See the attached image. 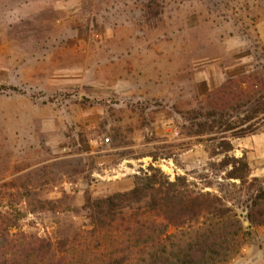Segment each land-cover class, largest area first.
Here are the masks:
<instances>
[{"label": "rangeland", "instance_id": "rangeland-1", "mask_svg": "<svg viewBox=\"0 0 264 264\" xmlns=\"http://www.w3.org/2000/svg\"><path fill=\"white\" fill-rule=\"evenodd\" d=\"M229 80L254 94L229 111L239 123L264 104V0H0V216L14 232L72 237L89 224L86 197L129 191L154 154L172 181L222 197L249 227V184L212 157L221 140L188 135ZM216 132L229 157L246 156ZM257 228L242 250L259 244Z\"/></svg>", "mask_w": 264, "mask_h": 264}, {"label": "trees", "instance_id": "trees-1", "mask_svg": "<svg viewBox=\"0 0 264 264\" xmlns=\"http://www.w3.org/2000/svg\"><path fill=\"white\" fill-rule=\"evenodd\" d=\"M233 83L229 80L207 95L208 113L189 117L188 135L201 144L221 140L212 157L224 155L223 167H231L227 178L249 184V227L222 197L197 189L184 176L172 181L155 167L159 157L148 154L142 158L151 157L153 164L135 176L132 189L86 197L82 209L89 224L72 237L55 241L14 232L11 218L0 216V264H229L247 244L251 229L264 225V181L249 180L246 156L229 157L231 139L216 132L223 129L232 139H243L260 133L258 125L264 123V104L253 107L239 123L230 122L229 111L254 103L251 88L242 90L241 84L238 93ZM255 119L259 121L251 123ZM59 208L53 202L41 206L52 213Z\"/></svg>", "mask_w": 264, "mask_h": 264}, {"label": "crops", "instance_id": "crops-1", "mask_svg": "<svg viewBox=\"0 0 264 264\" xmlns=\"http://www.w3.org/2000/svg\"><path fill=\"white\" fill-rule=\"evenodd\" d=\"M236 151L241 156L246 155L248 163L253 169L254 176H262L264 172V130L256 135L238 140ZM256 231L253 236H256L259 244L251 248H244L240 256L232 264H264V255H262L261 251L264 249V226L257 228Z\"/></svg>", "mask_w": 264, "mask_h": 264}, {"label": "built area", "instance_id": "built-area-1", "mask_svg": "<svg viewBox=\"0 0 264 264\" xmlns=\"http://www.w3.org/2000/svg\"><path fill=\"white\" fill-rule=\"evenodd\" d=\"M106 143H109V139L106 140ZM249 226H250V224H249Z\"/></svg>", "mask_w": 264, "mask_h": 264}, {"label": "water", "instance_id": "water-1", "mask_svg": "<svg viewBox=\"0 0 264 264\" xmlns=\"http://www.w3.org/2000/svg\"><path fill=\"white\" fill-rule=\"evenodd\" d=\"M248 222V221H247Z\"/></svg>", "mask_w": 264, "mask_h": 264}]
</instances>
